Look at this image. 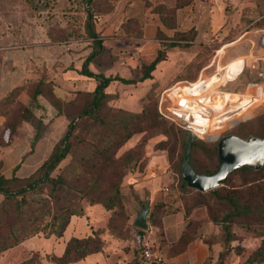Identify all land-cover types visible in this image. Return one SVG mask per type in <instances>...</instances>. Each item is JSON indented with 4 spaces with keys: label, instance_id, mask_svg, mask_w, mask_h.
<instances>
[{
    "label": "rangeland",
    "instance_id": "rangeland-1",
    "mask_svg": "<svg viewBox=\"0 0 264 264\" xmlns=\"http://www.w3.org/2000/svg\"><path fill=\"white\" fill-rule=\"evenodd\" d=\"M220 7L224 10V16L219 31L207 43L192 47L193 61L189 68L184 70V73H193L197 68L211 61V67L203 72L207 76H212L211 79L202 75L203 79L197 87L191 85L195 83L196 79L186 83L185 93L187 95L195 93V91L200 92L203 90V86L208 83L205 93L198 97H184L180 94L178 99L175 98L171 101L169 93L172 91L175 80L167 77L172 75L171 64L176 60L173 58L171 64H168L167 68L160 72L163 78L161 81L159 80L161 86H159L158 96L155 97L161 113L170 118L182 120L185 122V127L186 122L200 127L202 133H198L197 138L205 143H216L219 137L231 131L245 136L248 134L258 136L264 133V0H222ZM83 15V7L76 0H0V77L6 68L9 69L6 59L10 56L11 51L34 48L42 51L45 44L57 45L65 42L71 36L77 37L80 35ZM177 60H180L179 56ZM21 67L18 66L19 70H22ZM45 71L46 69L42 68L41 63L37 64L31 61L27 65L25 84L14 92L17 104L12 106L13 110L19 112L20 107L29 103V96L33 90L32 84L37 82L39 77L45 78V81L48 82L47 86L42 88L43 90L48 91L49 84L52 86L55 83L53 75L45 74ZM182 84L174 85V88ZM134 94H138V91H134L132 88L125 93L131 98ZM137 98L138 96L134 97V99ZM200 101L203 107L211 110V116L215 118L199 120L184 111L185 107H197L198 105L201 107ZM109 105L112 106V104ZM38 113L43 119L44 126L32 151L22 160V166L17 172L18 176H26L31 173L49 154L53 145L66 130L68 120L65 118L49 119L48 113ZM32 125L35 129L36 121H33ZM7 135L8 131L3 128V141L9 140ZM29 137L30 134L27 135L22 127L17 135L18 144L26 142ZM140 138H142L141 134L134 135L118 151L117 155H121L125 150L145 140V138L142 140ZM161 139H164L161 135L155 136L148 141L146 147L148 157L163 155L166 160V174L169 180L163 184L162 189L169 183L173 186L172 192H168L167 195L171 203L167 205L166 210L172 213L183 209V207L191 209L189 217L183 219V223L185 226L187 221H192L197 225V237L205 243L209 250L205 264H218L216 255L217 251H221L219 242L223 240L220 227L213 225L210 218L213 214L222 216L229 210L227 204L221 201L222 198H219L218 194L229 193L232 196H238L242 201H249L250 211L247 216L231 218L234 241L230 245L233 249L240 248L242 251L239 256H236L235 252H231L222 264H236L239 260L243 263L251 251L258 247L261 235L264 234V216L262 219L259 217V213L264 214V169L255 177L259 179L257 187L252 185L253 176L242 174L241 176H231L227 184L219 186L221 190L217 194L197 196L192 192H179L177 185L180 172L178 173L169 164L164 151L155 152L152 149L155 143ZM31 141L32 135L28 141L29 145ZM143 164L144 161L140 159L126 173L122 183L125 178L138 177L137 174L142 173L146 166V163ZM194 164L199 169L205 167L213 169V158L209 155L206 146H200L195 150ZM131 187L128 188L131 189ZM128 188L123 190L124 216L116 222L117 231L121 233V236L118 239L113 238L115 242L112 244V249H115V252L121 250L125 252L143 247L163 260L162 228L156 231V227L149 225V229L143 231L141 238H138L136 228L133 225V229L129 227V224L133 222L134 212L139 210L137 204L140 200L137 196L132 195ZM141 201L144 202L145 199ZM86 207L88 205L83 204L84 210ZM72 219L77 221L78 234L82 230H88L85 217H73ZM70 227L69 225L66 228L61 239L45 238L44 233L37 234L20 246L2 253L0 264H18L25 259L27 250L36 251L29 256V264H54L50 257L43 252L48 250L50 254L59 256L63 250V241L72 236H78L77 233L72 232ZM150 228H152L151 232ZM98 257L99 255H96L77 264H89Z\"/></svg>",
    "mask_w": 264,
    "mask_h": 264
},
{
    "label": "trees",
    "instance_id": "trees-1",
    "mask_svg": "<svg viewBox=\"0 0 264 264\" xmlns=\"http://www.w3.org/2000/svg\"><path fill=\"white\" fill-rule=\"evenodd\" d=\"M147 3V0H144ZM83 7V22L80 35L69 37L65 42L90 40L92 51L83 61L78 74L92 78L96 86L92 92H72L65 100H59L54 94V83L49 84L46 91L42 88L47 86L45 78L41 77L32 84L33 90L29 96V103L20 107L19 112L13 107L7 112L8 118L5 129L8 131V139L18 129L21 123H26L33 128L30 153L41 129L44 126L43 119L37 114L43 112L49 114V119L62 117L67 121L63 136L53 145L49 154L27 176H18L15 166L9 176L0 174V254L18 246L23 241L33 238L39 233L45 237L54 236L59 238L66 229L70 218L83 216V204L88 206L100 205L106 212L105 229L112 238H119L121 233L117 231L116 222L124 216L122 204L123 189L122 180L126 173L141 159L147 163V144L155 136L161 135V139L153 146V151H164L168 162L180 172L181 162L185 156L187 128L185 122L177 118L166 117L157 107L155 97L156 86L152 85L144 97L139 112L112 107L110 101L117 95H109L105 92L106 87L113 81L122 84H134L139 81L151 79V72L155 66L166 58V50L175 44H164V49L157 52L156 57L148 65L141 69V77L137 80H125L117 76H105L102 73H94L89 70V63L102 49L101 39L95 31V7L92 0H76ZM176 8L185 6L191 0H175ZM166 18H173L172 12L168 11ZM73 35V33H70ZM75 38V39H71ZM193 36L176 35L175 40L192 41ZM75 41V42H76ZM188 65L187 68H189ZM69 66L68 68H71ZM185 70V69H184ZM21 88V87H20ZM18 88V89H20ZM43 98L52 107H41L39 100ZM15 109L17 107H14ZM14 111V115H13ZM36 121V126L32 122ZM257 121V120H256ZM141 134L144 141L133 145L121 155L118 151L132 139L134 135ZM240 138L247 136L264 137L256 134L240 135L236 131L229 132ZM140 138V140H142ZM200 146H206L209 155L213 158L212 170L207 167L199 169L194 164V152ZM178 150V153H176ZM27 153V154H28ZM24 157H22L21 161ZM65 162V163H64ZM143 164V165H144ZM190 164L198 174H213L218 167L216 143H205L196 138L191 145ZM208 165V164H207ZM264 169L252 171L246 167L234 170L223 181V185L233 175L241 176L248 174L253 176L252 185L259 183L255 178ZM170 185L163 199L154 203L149 210L148 223L151 226L162 228L161 218L169 214L181 211L183 219L190 215L191 209L186 207L175 212H168L167 205L171 202L167 197L172 192ZM177 189L179 192H192L197 196L204 194H217L220 187L208 192L200 193L190 189L178 178ZM251 192V190H249ZM132 193V192H131ZM132 195H134L132 193ZM221 201L229 207L228 212L222 216L212 215L210 222L221 229L223 240L218 244L221 251L218 253V264H222L225 258L235 252L239 256L242 249H233L230 245L234 241L231 230V218L247 216L250 211L248 200H240L238 196L229 193L219 195ZM148 201H139L137 207L145 205ZM264 214L259 213L262 219ZM257 217V215H256ZM129 227L133 229L132 224ZM128 228V226H127ZM136 235L141 238L142 230L135 229ZM197 225L192 221L185 223L184 229L178 239V249L184 250L186 246L197 238ZM104 242L99 237V230L92 232L86 238H70L60 257H50L54 264H71L84 259L86 256L102 252ZM143 249L126 250L125 264H140L139 253ZM34 252L28 253V257L19 264H29L28 258ZM264 261V234L261 235L260 243L251 251L246 260L239 264H258ZM164 264V263H163Z\"/></svg>",
    "mask_w": 264,
    "mask_h": 264
},
{
    "label": "crops",
    "instance_id": "crops-1",
    "mask_svg": "<svg viewBox=\"0 0 264 264\" xmlns=\"http://www.w3.org/2000/svg\"><path fill=\"white\" fill-rule=\"evenodd\" d=\"M92 4L96 10L95 31L99 34L102 43L101 52L88 65L89 70L94 73L135 81L141 77L142 67L154 60L157 52L164 49V44H175V46L167 48L165 60L160 61L155 66L151 72V79L134 84L111 82L106 87L105 92L109 95H118L116 99L110 101L112 106L135 113L139 112L142 100L152 85L156 86L155 90L158 94L159 86H161L160 81L163 78L160 72L167 68L168 64H171L173 58L176 60L171 64L173 67L172 75L167 78L174 79V85L183 84L177 88H174L173 85L174 89L172 88L169 93L171 101L175 98L178 99L180 94L184 96L187 82L196 79L195 83L191 85L197 87L203 79L202 75L207 76L203 72L211 67V61L203 64L193 73H184V69L193 61L192 47L207 43L219 31L224 16V10L220 9L222 0H191L189 4L177 8L175 0H147V3L144 0H92ZM168 11L172 12L173 18H166ZM176 35L193 36V39L192 41L175 40ZM90 44V40L69 41L57 45L45 44L42 51L34 48L10 52V56L6 59L9 69L5 67L4 74L0 77V174L9 176L14 167L19 165L18 172L22 166L20 161L22 157L27 156L30 147L28 141L33 133V128L26 123H21L18 126L10 140L3 141L4 137L2 136V129H5L8 118L7 112L13 105L17 104L14 92L25 84L27 65L31 61L37 64L41 63L42 68L46 69L45 74L53 75L55 78L53 91L59 100H65L72 92H92L96 86L95 80L78 74L83 61L92 51ZM178 56L180 60H177ZM19 65L22 66V70H19ZM69 66L72 67L68 68ZM207 77L208 79L212 78V76ZM207 87L208 83L203 86V90L199 92L198 96H202ZM131 88L138 91V94L132 95V98L125 95ZM135 96L138 98L134 99ZM39 105L52 107L43 98L39 100ZM186 110L187 107L184 108V111ZM39 115L37 114V116ZM177 117L180 116L177 115ZM22 127L27 135L30 134V137L26 142L18 144L17 135ZM166 172L167 165L164 156L150 155L143 172L137 174L138 177L136 178H125L122 189L126 190L132 186L131 189H128L139 200H147L149 207L151 205L152 208L154 203L163 199L171 185L169 183L162 189L163 184L169 180ZM137 211L134 212L133 220ZM73 217H85L88 230H82L78 234V224L77 221H74L75 219H72ZM73 217L70 218L67 227L70 225L72 232L77 233L78 236L70 238H86L91 236L93 231L99 230V237L104 242V249L102 252L88 255L71 264L85 262L96 255L99 257L89 264H125L124 252L122 250L115 252V249H112V244L115 241L105 229L107 212L100 205L88 206L85 208L83 216ZM161 224L162 238L164 239V247L162 248L164 264H205L209 250L198 237L190 242L184 250L176 247L184 229L181 211L164 216L161 218ZM149 227L148 223V229ZM158 229V227L155 228L156 231ZM151 230L152 228H150V232ZM63 234L59 238L50 237L61 239ZM69 239L63 241V250L59 256L50 254L48 250L43 253L49 257H60ZM30 252L36 251H25V259ZM218 253L219 251L216 255L217 261ZM239 263H241L240 260L236 264ZM258 264H264V261Z\"/></svg>",
    "mask_w": 264,
    "mask_h": 264
},
{
    "label": "water",
    "instance_id": "water-1",
    "mask_svg": "<svg viewBox=\"0 0 264 264\" xmlns=\"http://www.w3.org/2000/svg\"><path fill=\"white\" fill-rule=\"evenodd\" d=\"M198 91L184 97H198ZM188 107L186 112L193 118L199 120H209L215 117L211 116L210 109L203 107ZM184 119V118H182ZM187 137L185 156L181 162L180 176L185 185L200 193L208 192L219 187L225 178L234 170L246 167L252 171L260 170L264 165V137L247 136L240 138L238 136L228 134L223 135L216 141V150L218 158V167L213 174H198L194 171L190 164V150L194 140L198 137V133H202V129L192 123L186 122ZM149 205H141L136 212L132 222L136 229L148 230Z\"/></svg>",
    "mask_w": 264,
    "mask_h": 264
},
{
    "label": "built area",
    "instance_id": "built-area-1",
    "mask_svg": "<svg viewBox=\"0 0 264 264\" xmlns=\"http://www.w3.org/2000/svg\"><path fill=\"white\" fill-rule=\"evenodd\" d=\"M161 260L162 258L160 256L154 255V253L145 248L139 253L140 264H162Z\"/></svg>",
    "mask_w": 264,
    "mask_h": 264
}]
</instances>
